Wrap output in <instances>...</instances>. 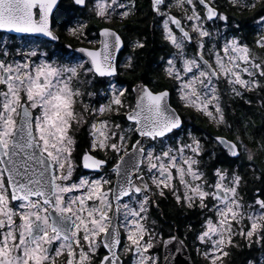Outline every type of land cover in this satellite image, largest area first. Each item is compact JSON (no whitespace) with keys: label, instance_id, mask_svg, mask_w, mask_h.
<instances>
[{"label":"snow or ice","instance_id":"obj_1","mask_svg":"<svg viewBox=\"0 0 264 264\" xmlns=\"http://www.w3.org/2000/svg\"><path fill=\"white\" fill-rule=\"evenodd\" d=\"M89 2L71 0L73 11L88 9L107 24L117 15L128 18L136 6L135 0L127 4L94 0L89 8ZM229 3L241 11L256 7L249 0ZM172 7L166 0H151L152 10L163 17L162 37L176 50L165 62L164 75L179 85L185 108L209 117L217 127L231 129L221 106L220 85L225 83L241 98L244 92L264 89V55L254 53L236 35H222L219 28L214 35L205 26L228 21L214 0H177L175 7L183 10L190 28L171 14ZM59 11V0H0V31L59 40L53 26ZM256 23L261 30L253 43L264 50V15ZM170 25H175L179 36ZM87 28L79 20L67 28L73 39L92 45L74 49L86 57L76 63H58L39 48L10 47L7 41L0 47V264H122V240L126 241L122 252L133 257L131 264H160L159 256L150 251L157 233L148 219L150 207H158L155 198H166L165 190L178 205L212 213L204 216L196 235L204 249L198 247L197 254L208 264H223L221 257L238 246L237 236L247 240L249 247L264 246V188H256L248 203L240 194L241 184L246 186L247 181L238 170L216 167L214 178L208 177L198 139L189 134L191 143L167 144L172 139L169 134L183 123L168 104L169 92L140 84L132 89L135 103L126 104L128 89L113 80L119 67L134 70L132 57L118 66L116 53L123 46L119 32L102 27L97 40L88 38ZM193 39L196 50L189 57L185 49ZM211 40L215 42L208 47ZM143 47L139 40L133 44L134 49ZM97 77L108 78L110 96L106 103L92 107L83 97L97 94L87 91ZM122 110L130 122L127 126L112 119ZM85 125L86 146L77 152V134ZM133 134L138 137L134 142ZM245 134L257 144L258 152H264V141L248 134L246 127ZM214 142L228 157L246 156L254 164L256 153L239 133L234 140L216 136ZM110 153L115 157L111 168L115 183L111 174L73 180L81 165L103 172ZM216 158L215 151L209 154V159ZM257 171L253 166L254 181L264 180V173L256 175ZM173 241L177 242L174 252L180 253L184 240L173 235L161 242L167 247ZM101 248L106 254L98 258Z\"/></svg>","mask_w":264,"mask_h":264},{"label":"flooded vegetation","instance_id":"obj_2","mask_svg":"<svg viewBox=\"0 0 264 264\" xmlns=\"http://www.w3.org/2000/svg\"><path fill=\"white\" fill-rule=\"evenodd\" d=\"M170 1L174 0H166V3L169 4ZM94 0H90L89 2V8H91L92 3ZM123 3H129V0H121ZM216 4L219 5L218 11L228 16V21H221L220 30L222 31L223 35L226 34L228 36L236 35L237 37H240L245 43H248L250 46L253 47L254 53L262 54L264 55V50L259 49L254 45V39L256 38V33H258L261 28L260 25L256 23V20L259 19L260 15H264V0H249L250 3H255V8H250L248 10L241 11L239 8H236L232 6L229 3V0H214ZM135 9L134 14L130 15L128 18L121 20L119 16L117 15L114 18L113 23L107 24L103 20H101L98 17H95L92 12H90L88 9L83 10H77L73 11V6L71 4V0H59V13L56 14L54 18V28L56 30L57 35L60 37L59 40L52 41L48 39H43L39 37H35L32 35H22L17 36L13 34H9L3 31H0V39L3 37L8 38L9 40L13 41L14 43L18 40H25L29 39L31 41H35L37 45V48L41 52H47L51 56L52 60L58 63H76L81 58L86 59V57H83V55L79 52L74 51V49L79 47H92V45H88L87 41H77L73 39L71 36L67 33V28L75 26V23L77 20L80 22L87 23V33L89 39H99V30L102 27H112L116 29L123 41V46L121 47L120 51L116 53V62L117 65H122L123 63L127 62V59L129 56L133 59L134 64V70H125L123 67H119V75H117L113 82L116 83L118 87H124L128 89V93L126 94V104H134L135 103V92L132 91L133 88L140 84H146L153 90H167L169 92L168 96V103L169 105L174 108L181 116V119L183 121L184 127V119L183 116L190 108H185L183 102L180 100L177 89L178 84L176 81L169 79L167 76L164 75V67L165 62L167 58L170 57L172 53H174L176 50L168 43L166 42L162 37L163 27H162V20L163 17L157 15L151 8V0H135ZM127 9H118V12L125 11ZM254 11V14L250 13V11ZM162 11H168V8H162ZM238 11L242 18H240L239 21L238 18H234L232 15L233 12ZM171 14L175 15L176 17L182 19V22L185 24V20L182 18V13L178 10L177 7L173 5L171 8ZM255 18V19H254ZM71 21V23H67V21ZM207 25L209 27L212 26V22H207ZM237 25H239V29H237ZM176 35L179 36V31L173 26L170 25ZM187 27V25L185 24ZM139 40L144 44L143 48H133L134 42ZM155 42V45L159 49L156 53V57L154 60L151 61V68L152 71L144 77V75H141V72L145 71V69L142 67V63L145 61V55L148 51L145 52L147 45H151ZM68 45H71V48L68 47ZM2 44H0V47ZM11 46V45H10ZM98 46V45H97ZM186 54L191 57L195 54L196 50V44L195 41L192 40L190 43L187 44ZM145 53V55H144ZM161 57H164V60H161ZM69 58H73L69 60ZM140 72V73H139ZM91 79V77H89ZM108 86V78H99L97 77L96 80L93 82L92 85L87 86V91H91L94 93H97L96 95L89 97L85 95L83 97V102L89 104L93 107H98L99 104L106 103L107 97L110 96V92H106ZM226 86V85H225ZM221 90V106L224 111L225 110L223 103L227 99V96L236 97L233 95V93H228L227 90L224 88V85L221 83L220 85ZM257 91L254 92H244L243 97L246 99H243L244 101L248 100L247 96L252 95L258 98ZM241 98V97H237ZM193 111V113H196L205 117L207 121L214 126V132L211 134L203 133V136L207 138L208 144L212 143L213 148L220 149V147L217 146V144L214 142V138L216 136H225L230 140H234L230 137V135L227 133H221V131H217L218 127L210 122L209 118L194 109H190ZM181 111V112H180ZM113 120L116 122H119L123 125H128L130 122L126 120V118L123 116V110L121 115L112 117ZM221 128L224 132H227V129L221 125ZM187 131L191 132V129H185ZM79 131H83L85 135V141L87 139L88 134V126L85 125L83 128H81ZM182 131V130H181ZM180 130H174V133H170L169 136L174 138L178 137ZM138 138L135 134H133V142L134 140ZM85 143V142H84ZM86 145L84 144L83 147ZM130 149V146H129ZM76 155V154H74ZM97 156L100 158H104V154L102 152H97ZM115 163V157L109 156V163L105 166L103 172H93L91 170L84 169L81 166H78L74 177L77 173L82 174H89L93 177H98L108 171L111 170L112 165ZM77 164L79 165V160H77ZM216 167H222L221 164L216 163ZM214 168V169H215ZM256 175L259 174V172L255 173ZM111 179L113 182L115 181V174H111ZM149 183V180H148ZM150 184V183H149ZM243 186V183L241 184V187ZM240 187V188H241ZM254 190L251 194L253 197ZM128 199L127 197L124 198V201ZM122 235H123V229H121ZM126 241L122 240L121 244V260L122 264H129L131 253H123L122 248ZM106 254V250L101 248L98 252V258L103 257V255Z\"/></svg>","mask_w":264,"mask_h":264},{"label":"trees","instance_id":"obj_3","mask_svg":"<svg viewBox=\"0 0 264 264\" xmlns=\"http://www.w3.org/2000/svg\"><path fill=\"white\" fill-rule=\"evenodd\" d=\"M254 14V11H250ZM234 18H242V15L236 11L232 14ZM242 21V20H239ZM159 49L155 45V42L151 45H147L145 55V61L142 63V67L145 71L141 72V75H146L150 72L151 74V61L155 59L156 53ZM140 73V72H139ZM258 98L255 96H247L246 101L243 99L246 98H237L227 96V99L224 101L223 106L225 110V119L228 124L232 127L231 129L227 128V132H224L221 128V125L218 127L217 131L221 133H228L232 139H235L237 133L241 135L248 144V147L252 149L256 155L254 156L253 162H249L244 156L240 160H235V158L228 157L225 153L221 152L220 149L211 150L216 152V159H206V171L215 168V164H221L222 167L236 169L247 181V185L240 188L243 193L252 194L253 190L256 188H264V180L254 181L252 168L253 166L258 169L259 174L264 173V152L257 151V144L255 142L249 141L248 135L245 134V127L247 128V133L253 136L257 141H264V89L258 90ZM250 101V103L248 102ZM181 112V111H180ZM192 110H188L183 116L184 127L185 129L190 128L193 134L197 136H203V133L208 135L214 132V126L210 124L207 119L201 115H195ZM225 128L226 126L223 125ZM79 147L77 152L80 151V148H83L85 144V135L83 131H79L77 134ZM208 141L206 144L208 145ZM210 145V144H209ZM208 145V146H209ZM210 154V152H209ZM166 192L165 197L157 196L156 205H152L149 209V219L148 226L154 227L158 235L161 236V240L164 237H167L176 230L177 234L184 239L186 245L189 248L190 256L193 259L195 264H205V260L201 261L196 254L194 244L192 240H195L196 229L198 225V220L200 216V210L197 208L188 209L181 205H178L171 195L170 192ZM155 220L156 224L152 225V221ZM189 225L192 226V230L189 231ZM186 237V239H185ZM161 243V242H160ZM236 247H230L228 249L229 256L224 257L223 264H247L251 260H257L258 255L264 252V246L261 244L253 243L251 247L248 246L242 239L236 240ZM158 254L160 255V244L156 248Z\"/></svg>","mask_w":264,"mask_h":264},{"label":"rangeland","instance_id":"obj_4","mask_svg":"<svg viewBox=\"0 0 264 264\" xmlns=\"http://www.w3.org/2000/svg\"><path fill=\"white\" fill-rule=\"evenodd\" d=\"M176 2H177V0H174L173 2L172 1H170V3H169V5H174L175 6V4H176ZM185 7H188L187 5H185ZM178 10L182 13V18H183V15H184V13H183V10L182 9H179L178 8ZM185 22V24L187 25V27L188 28H190V24H191V22H188V21H184ZM210 31H212L213 32V34L215 35V33H216V29L217 28H219V30H220V26H221V21H216V22H212V26L211 27H209L208 25H207V23H206V25H205ZM220 33L223 35V33H222V31L220 30ZM193 36H195V34H193ZM206 40H208V38H205ZM194 41H195V39H193ZM3 41H7L8 42V45L10 46V47H20V48H23V49H28V48H37V45L38 44H36V40L35 41H31V40H29V39H25V40H18L17 42H13V41H11V40H9L8 38H6V37H3V38H1L0 39V44H2V46H3ZM215 42V40H211V41H209L208 42V47H211V44L212 43H214ZM221 43H222V41H221ZM1 46V47H2ZM185 51H188V49H185ZM177 66L179 67V61H177ZM223 85H224V88L227 90V92L228 93H232L231 91H230V89L228 88V86L225 84V83H222ZM226 85V86H225ZM179 87V86H178ZM177 93H178V96H179V98H180V95H179V92H178V90H177ZM87 104V103H86ZM79 107V106H78ZM93 107V106H92ZM209 118V117H208ZM209 120H210V122L211 123H213V121L209 118ZM214 124V123H213ZM215 125V124H214ZM126 126V125H125ZM226 129H227V127H226ZM182 130V131H181ZM180 131V133H179V135H178V137L176 136V137H174V138H172V139H169V140H167L166 141V143L167 144H169V145H171V144H174L176 141H183L184 143H191V139H190V135L189 134H191V137H193V138H195V139H198L200 142H201V145H202V147H203V149H204V153H203V157H202V159H203V161H204V163L202 164V169L206 172V174L208 175V177L210 178V179H212V178H214L213 177V171H214V168L213 169H210V171L208 172V171H206V159L208 158V155H209V152L210 153H212V151L211 150H213V146H212V143L208 146L207 144H206V141H207V138H205L204 136H197L196 134H193L192 132H190V131H187V130H185V129H181ZM157 147H159V145L157 146ZM109 156H111V157H113V155L110 153L109 154ZM74 174H75V172H74ZM74 174H73V180H76V179H78L79 178V176H81V175H86V176H91L92 178H97L96 176L95 177H93L92 175H89V174H82V173H77L76 175H75V177H74ZM105 174H112L111 173V170L110 171H108V172H106V173H104V174H102V175H105ZM147 175V174H146ZM101 176V175H100ZM149 183L151 184V181L149 180ZM165 191H167V190H165ZM182 191V190H181ZM240 194L244 197V199H245V201L246 202H248V203H251V201H252V199H253V197L251 196V194H246V193H243L242 191H241V189H240ZM128 201V199H126L124 202H127ZM199 209V208H198ZM200 210V209H199ZM206 215H212V213H208V212H204V213H202L201 212V210H200V216H199V222H198V225H197V229H196V234L195 235H197V233L200 231V228H201V223H202V221H203V219H204V216H206ZM242 239L246 244H248L249 242L247 241V240H245V239H243V238H241V237H239V236H237V237H235L234 239H235V243H236V240L238 241V239ZM193 242V244H194V248H195V251H196V254H197V248L198 247H201L200 245H199V242L196 240V237H195V240H192ZM160 242H161V236L160 235H158L157 234V237H156V246L153 248V249H151L150 251H151V253L153 254V255H157V256H159V254H158V252H157V247L159 246V244H160ZM203 248L201 247V252H203ZM197 256L199 257V259L201 260V261H204L205 259L203 258V256L202 255H198L197 254ZM159 258H160V256H159ZM224 257H221V260L224 262V259H223ZM132 259H133V257H132V255H131V257H130V262H129V264H131V262H132ZM205 262V264H208V261H204ZM251 262H252V264H264V252H262V253H260L259 255H258V259L257 260H251ZM247 264H249V262L247 263Z\"/></svg>","mask_w":264,"mask_h":264},{"label":"water","instance_id":"obj_5","mask_svg":"<svg viewBox=\"0 0 264 264\" xmlns=\"http://www.w3.org/2000/svg\"><path fill=\"white\" fill-rule=\"evenodd\" d=\"M173 26L175 27V25H173ZM9 34H13V35H17V36L32 35V36H36V37H39V38L51 40L50 38L45 37L42 34H18V33H9ZM135 95H136V93H135ZM172 109H174V108H172ZM182 125H183V123H182ZM178 130H180V129H178ZM222 137H225V136H222ZM225 138L228 139L227 137H225ZM228 140H230V139H228ZM129 151H131V148L129 149ZM115 181H116V176H115ZM115 181H114V183H115ZM173 235L177 236L179 239L184 240L183 238H181L177 234L176 230H174L171 235H169L167 237H164L162 240H167V239H169L170 236H173ZM176 245H177L176 241H173L167 247L161 242V245H160V264H195L193 259L190 256L189 248L186 245V243H184L183 249H182V251L180 253H175L174 252V248H175ZM169 253H172V255L169 256ZM166 257L168 259H166Z\"/></svg>","mask_w":264,"mask_h":264}]
</instances>
